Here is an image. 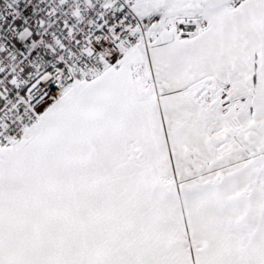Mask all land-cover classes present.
Segmentation results:
<instances>
[{
    "label": "snow or ice",
    "instance_id": "snow-or-ice-1",
    "mask_svg": "<svg viewBox=\"0 0 264 264\" xmlns=\"http://www.w3.org/2000/svg\"><path fill=\"white\" fill-rule=\"evenodd\" d=\"M0 264H264V0H0Z\"/></svg>",
    "mask_w": 264,
    "mask_h": 264
}]
</instances>
